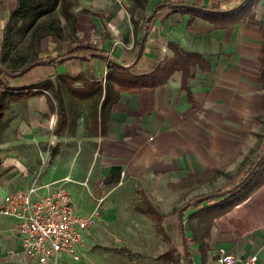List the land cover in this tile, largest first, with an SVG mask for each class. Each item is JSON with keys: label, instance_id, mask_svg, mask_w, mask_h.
Listing matches in <instances>:
<instances>
[{"label": "crops", "instance_id": "crops-1", "mask_svg": "<svg viewBox=\"0 0 264 264\" xmlns=\"http://www.w3.org/2000/svg\"><path fill=\"white\" fill-rule=\"evenodd\" d=\"M240 1L123 0L116 3L114 0H73L71 10L75 14V36L72 41L57 42L51 37L41 40L40 58L60 56L77 45L93 49L94 53L105 55L123 66L132 63L123 73L129 77L126 79L128 85L122 87L117 84L119 71L110 70L112 78L108 81L104 78L109 70L106 59L96 56L80 59L77 57L80 52L74 58L52 63L39 79L56 81L59 75L74 77L69 84L74 93L68 94V102L78 106L86 102L88 106L82 111L69 108L63 112L67 120L57 133L52 130V137L56 139L62 132L66 133L68 119L75 118L74 131L69 135L74 139L85 137L91 142L94 154H89V163L94 160L104 177L111 167L119 168L117 182L110 183L113 185L110 192L99 199L103 217L113 215L116 200L124 197L118 185L127 189L133 185L135 190L132 193H140L141 201H149L156 209L155 205L159 208L164 206L157 203L164 197H176L182 192L185 196L196 195L187 192L196 176L206 175L207 182L215 183L211 186L215 192L227 189L241 179L263 149L264 146L252 140L251 131L252 117L264 113V87L259 78L260 69L264 67L261 50L264 0H253V8L242 10L240 19L234 23L174 11L180 7L168 6L190 4L210 10L218 8L217 12H223L228 7L234 8ZM14 5L15 0H0V9L12 10ZM153 9L140 55L133 62L144 30V20ZM3 24L0 19V44ZM179 51L200 57L188 66L189 74L185 77L184 86H181V70L173 63ZM85 81L100 82L102 86L106 81L110 90L118 89L108 109L102 112V127L99 126L98 111H92L89 99L80 98ZM57 84L65 85L59 80ZM26 107L29 122L37 123L39 120V126L41 121L42 124L49 122V126L54 128L56 107L53 105V110H49L44 94L26 98ZM42 138L43 131L39 128V141ZM59 160L60 156H55L53 164ZM69 162L68 159L65 166ZM12 166L0 174V200L3 193L29 183V178L22 181L16 176L19 163L16 161ZM85 167V172L90 174L89 164L86 163ZM252 174H255V181L237 191L231 205L211 218L203 252L198 251L193 240L195 246L186 247L191 264H210L216 248L236 255L255 254L256 264H264V164ZM63 177L70 179L65 182V187L75 213L82 215L74 189H82L86 186L84 182L68 174L50 177L40 173L39 183L59 181ZM86 199L83 200L84 206L89 210L91 203ZM143 208L142 204L134 210L141 212ZM156 210L164 215L162 226L166 235L171 228L177 231L180 239L176 212ZM193 210L195 207H190L189 213L181 212L184 241L187 236L186 217ZM11 223V219L0 214V264H29L9 230ZM89 230L88 227L85 231L83 252ZM180 249L182 252V247ZM77 261L63 259L59 264Z\"/></svg>", "mask_w": 264, "mask_h": 264}, {"label": "rangeland", "instance_id": "rangeland-1", "mask_svg": "<svg viewBox=\"0 0 264 264\" xmlns=\"http://www.w3.org/2000/svg\"><path fill=\"white\" fill-rule=\"evenodd\" d=\"M252 2L248 3L246 6L247 10L253 8ZM244 7L245 5L237 10L226 13V15L228 17H236ZM231 8L232 7H228V9ZM212 10L218 11V8H213ZM10 11L11 10L7 8L0 9V19L4 22L3 25L6 24ZM54 17L58 18L60 24H64L63 18L56 10L54 11ZM215 17L219 18L220 16L215 15ZM65 30L66 28H64V31ZM39 48V44L38 47L35 48L34 45L27 43V40L21 41L19 44H15L14 47L10 48L6 60L0 63V66L7 67L9 62L25 53H28L25 61L39 57ZM48 66H52V64L35 65L20 75L1 78V80L3 82L8 81L11 86H28L33 83H38L43 75L44 69ZM58 86L61 87H59L61 91V100L58 104L55 99L52 100L56 109L62 108L63 112H66L69 108H71L70 110L79 109L81 111L84 108L88 109L86 102H81L83 104L80 106L68 102V93L62 89L65 87L61 85ZM43 94L45 96L50 95L48 90L43 91ZM1 103L0 174L4 172V170H8L11 167L13 168L12 165L16 164L17 161L20 168L17 170L16 176H19L22 181L29 178V182L34 175L39 178L40 173L44 176L49 175L50 177L68 174L77 181L84 182L87 186V188H85L86 186H82V189L77 187L76 190L74 189V193L79 202L78 206H81L82 215H92L89 235L81 259L77 262L67 264H186L180 249L181 246L179 247L180 239L177 231L169 228L167 236L170 241L168 239L165 240L155 231L154 222L148 215L134 210L137 206L141 207L142 201L138 191L136 192H138L139 195L132 193V191L135 190L133 185L130 189L125 188L123 185H118L117 188H119L124 197L116 200L118 202L115 209L113 208L114 216L110 215V217H103L101 215V209L98 205L99 199L105 197L106 192H110V187L113 185L103 182V171L99 165L94 163V160L89 163V154H94L91 152V142L86 140L85 137L74 139L69 135L74 131L73 125L75 124V118L68 119L69 124L67 126V132H62L61 135L55 139L52 137L53 126L50 127L49 122L46 124L43 123V125L41 121L40 126L39 120L37 123L29 122L25 92L17 89L5 90L1 97ZM90 104L91 102L89 101V106ZM39 128L43 131V138L40 141ZM251 133L252 140L256 144L264 146V113H258L252 117ZM58 138L59 140H57ZM57 155L60 156V160L54 165L53 160ZM68 159L70 162L65 166ZM12 161L14 164L11 165ZM86 163L91 167L90 174L89 171L85 172ZM254 177L255 174L249 176L238 189L247 188L255 181ZM213 185H215V183L207 182L206 175L196 176L193 178V181H191V189L187 191L188 193H195L196 195L192 194L191 196H185L182 195V192L179 196L164 197L158 200V204L164 205L160 208L155 204L153 205L156 206V209L164 210L165 213H170L174 209L190 201L189 199L215 192L214 189L211 188ZM84 198H87L86 201L91 203V209L88 210L87 207L84 206ZM206 204V201H202L195 205L189 203L182 211L183 213H189L190 207H195V209H197ZM186 207L188 208L186 209ZM187 221H185V232L187 234L185 242L186 247L190 249L195 246L192 241L194 235L193 229H196V233L203 231L209 220L201 213H192L188 216ZM204 239L205 236L203 237V240ZM171 243L177 245L175 249H170Z\"/></svg>", "mask_w": 264, "mask_h": 264}, {"label": "trees", "instance_id": "trees-1", "mask_svg": "<svg viewBox=\"0 0 264 264\" xmlns=\"http://www.w3.org/2000/svg\"><path fill=\"white\" fill-rule=\"evenodd\" d=\"M253 0H241V5H236L234 8L226 11H219V12H212L208 11V8H193V9H186V8H178L174 9V11H181L183 13L189 12L194 16H199L203 18L212 17L213 19H217L218 21H226V22H237L240 18L239 16L242 15V11L236 17H228L226 13L230 11L237 10L245 5L244 10L248 3H251ZM72 8V0H15V5L13 9L10 11L8 20L3 27L2 37H1V44H0V63L6 60V56L10 50V48L14 47L15 44H19L21 41L27 40V43L30 45H34V47H38L40 45L41 40L44 37H51L60 41H72V38L75 36V14L71 10ZM208 9V10H207ZM57 11L58 14L63 18L64 24H60L58 18L54 17V11ZM242 13V14H241ZM215 15L220 16L216 18ZM143 26V25H142ZM64 28L66 30L64 31ZM64 38V39H63ZM168 46H172L171 43ZM177 47V46H176ZM178 48V47H177ZM261 50L264 56V35H263V43L261 46ZM39 51V50H38ZM37 51V53H38ZM80 52L81 55L94 53L95 50L89 49L88 47L84 46H77L74 45L73 48L70 50L62 53L60 56L56 55V57H65L70 56L74 58L75 54ZM99 54V53H98ZM28 56V53L23 55L17 56L14 60L8 63V66H0L4 69L5 72L14 73L17 70L33 63L37 60H42L45 58L53 57L51 55H47L44 58L35 57L29 61H25V58ZM199 55L193 53H186L183 51H179L177 54V59L173 61L174 66L181 70V86H184L185 77L189 74L188 66L191 63H194L199 60ZM184 62L182 63V61ZM25 61V62H23ZM50 64L55 63V61H50ZM47 63V64H49ZM263 65V63L261 64ZM107 67L109 70L105 73L104 78L106 81L112 78L110 75V70H117L118 74H120V79L117 80L118 87L128 85L126 79L129 78L127 75L123 74L126 72V68L115 66L110 63H107ZM187 67V68H186ZM31 68V67H30ZM5 72H0V116H1V97L5 90H20L25 92V98H29L32 96H38L39 94H43V91L48 90L49 96H46V100L49 106V110H53L52 100H56L57 104L60 101V88L57 85V80L59 83H64V87L67 90L69 95L74 93V88L69 84L75 79L74 77H70L67 75H59L57 76V80L54 81L50 78H46L38 83H33L28 86H11L9 82H3L1 78H9L12 76L7 75ZM121 72V73H120ZM259 78L261 81L262 86L264 87V67H261ZM106 81L103 83V86L100 82L92 81V82H84V85L81 89V97L80 98H88L91 101L92 111H98V122L99 126L102 127V121L104 117H102V112L104 109H108L109 103L114 100V97L117 94L118 89L110 90ZM103 90V93H102ZM102 93V95H101ZM111 95V97H110ZM57 110V121L53 128V132L57 133L61 128L62 125L65 124L67 118L66 115L63 113L62 108L56 109ZM263 159L260 163L256 166L261 167L263 164ZM251 167V166H250ZM256 172L254 170L252 173ZM119 175V168L111 167L109 169L108 174L104 177L103 182L110 184L116 183ZM247 180V179H246ZM245 182V181H244ZM243 184V183H242ZM241 184L234 189L233 191L226 193L225 195L217 198H210L207 199V204L205 206L199 207L193 210L189 215L192 213L199 214L206 216L208 218V223L210 222L211 218L214 215L224 211L231 203L234 201L235 193L239 190ZM190 201L185 203V205H189ZM142 204L144 208L141 212L147 214L154 222V229L155 231L165 240H167L166 232L162 226V218L163 214L158 212L149 201L143 199ZM199 205V204H198ZM178 208L174 209L173 212H176ZM186 217V221L187 218ZM183 216L181 215V219ZM188 222V221H187ZM208 223L204 227L203 231L197 232L196 229H193L194 235L192 240L197 244V248L199 252H203L204 240L203 237L207 233ZM189 229V228H188ZM190 230V229H189ZM191 232V230H190ZM170 249H175L173 245H170Z\"/></svg>", "mask_w": 264, "mask_h": 264}, {"label": "built area", "instance_id": "built-area-1", "mask_svg": "<svg viewBox=\"0 0 264 264\" xmlns=\"http://www.w3.org/2000/svg\"><path fill=\"white\" fill-rule=\"evenodd\" d=\"M122 3L123 0H114ZM70 179L41 184L34 175L29 183L1 196L0 214L11 219L9 230L29 264H59L77 261L83 251L84 235L91 214L75 213L65 187ZM255 254L236 255L216 248L210 264H256Z\"/></svg>", "mask_w": 264, "mask_h": 264}, {"label": "water", "instance_id": "water-1", "mask_svg": "<svg viewBox=\"0 0 264 264\" xmlns=\"http://www.w3.org/2000/svg\"><path fill=\"white\" fill-rule=\"evenodd\" d=\"M240 5H241V3L238 4V6H240ZM168 6L170 8H178V7H180V8H189V9H193V8L201 9L200 7H197V6H194V5H190V4H169ZM154 11H155V9H153L152 13H150L144 20V30H143V33H142V35L140 37L139 44H138V49H137V52H136V55L134 57L133 62H135V60H137L138 56L140 55V52H141V49H142L143 40H144L145 31H146V28H147V22H148V19L152 16ZM208 11L217 12V11H213V10H208ZM93 56L106 59L108 63H110L112 65H115V66L124 67V68H129V66H131V64H132V63H130L129 65L123 66V65H121V64H119V63H117V62H115V61H113L111 59H108L105 55L98 54V53L97 54L88 53V54H84V55H79L77 57H79L80 59L87 60V59H89L90 57H93ZM68 58H70V56H65V57L53 56V57H50V58H45V59H42V60L34 61L33 63H30L29 65L17 70L14 73L5 72L4 69L1 68V67H0V72H5L9 76H17V75L22 74L27 69H29L30 67H33L35 65L47 64L50 61L61 62V61L65 60V59H68ZM263 157H264V147L261 150V152L259 153V155L257 156V158L255 159V161L253 162V164L251 165V167L241 177V179H239L237 182L232 184L227 189H224V190H221V191H217V192H214V193H211V194H208V195H204V196H201V197H197L195 199H192L190 201V203L192 205H195L197 203H200L201 201H205V200L210 199V198L221 197V196L225 195L226 193H229V192L233 191L234 189H236L240 184H242L252 174V172L254 171L256 166L263 159ZM184 208H185V205H182L181 207H179V209H177L176 218H177L178 229H179V233H180L182 255L186 258L187 263L191 264V260L189 258H187V250H186V245H185V241H184V234H183V227H182L181 212H182V210Z\"/></svg>", "mask_w": 264, "mask_h": 264}]
</instances>
